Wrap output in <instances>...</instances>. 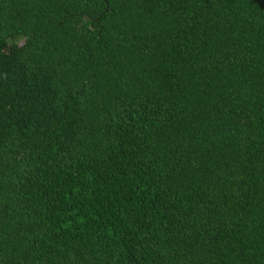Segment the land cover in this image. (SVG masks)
<instances>
[{
    "label": "trees",
    "instance_id": "obj_1",
    "mask_svg": "<svg viewBox=\"0 0 264 264\" xmlns=\"http://www.w3.org/2000/svg\"><path fill=\"white\" fill-rule=\"evenodd\" d=\"M0 264H264V0H0Z\"/></svg>",
    "mask_w": 264,
    "mask_h": 264
}]
</instances>
